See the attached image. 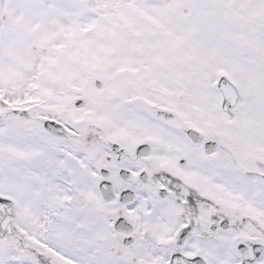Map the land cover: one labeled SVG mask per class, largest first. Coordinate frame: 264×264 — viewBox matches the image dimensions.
<instances>
[{
    "label": "snow or ice",
    "instance_id": "obj_1",
    "mask_svg": "<svg viewBox=\"0 0 264 264\" xmlns=\"http://www.w3.org/2000/svg\"><path fill=\"white\" fill-rule=\"evenodd\" d=\"M0 264H264V0H0Z\"/></svg>",
    "mask_w": 264,
    "mask_h": 264
}]
</instances>
